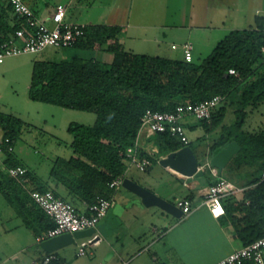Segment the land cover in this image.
Listing matches in <instances>:
<instances>
[{
    "label": "trees",
    "instance_id": "obj_1",
    "mask_svg": "<svg viewBox=\"0 0 264 264\" xmlns=\"http://www.w3.org/2000/svg\"><path fill=\"white\" fill-rule=\"evenodd\" d=\"M31 7L37 13L38 8ZM18 26L19 21L11 16L9 7H0V42L9 38ZM120 30L118 24H85L83 36L73 45L95 49L111 41L113 57L109 63L77 56L34 61L28 87L31 99L94 111L96 118L91 124H68L73 136L72 151L68 157L58 158L51 169L54 185L38 181L14 157L13 150L4 149L0 191L19 208L34 236L42 234L54 222L32 199L28 189L51 190L73 204L80 201L91 204L99 196L111 198L115 188L110 182L118 176L124 177L127 167L120 152L134 143L146 109L172 110L178 103L197 102L220 94L223 100L212 111L210 120L198 119L208 133L219 127L209 144V156L236 140L240 149L225 171L237 173L242 166L253 169L243 198L226 213L241 246L263 236L264 179H260V174L264 166V129L249 132L242 125L247 116L246 107L264 101V16L256 14L247 27L231 29L207 55L190 61L126 50L116 38ZM231 67L239 76L228 73ZM228 106L233 108V120L223 123ZM21 127L20 118L0 112V133L10 138L13 147ZM153 141L158 154L191 146L190 140L183 144L168 131L156 132ZM148 156L151 163L156 161L153 155ZM16 165L26 168L23 182L7 172L8 167ZM204 169L209 184L214 183L216 177L208 168ZM61 262L58 256L53 264Z\"/></svg>",
    "mask_w": 264,
    "mask_h": 264
},
{
    "label": "rangeland",
    "instance_id": "obj_2",
    "mask_svg": "<svg viewBox=\"0 0 264 264\" xmlns=\"http://www.w3.org/2000/svg\"><path fill=\"white\" fill-rule=\"evenodd\" d=\"M58 1L68 5L66 15L68 21L87 24L101 23L106 14L114 17V14L120 15L129 10V0H73L70 4L69 0H36L35 6L44 16L49 13L48 8ZM256 7H261V4H251L249 0H134L133 10L136 14L132 17L133 21L136 16L138 18L139 15H144L145 11L149 17L146 21H152V18L156 17L158 25L146 29L129 26L126 32H122L126 41L124 45L128 48L133 45L132 41L139 40L140 35H144L150 40L144 41L140 47L137 44L132 47L163 56L173 52L171 55L183 58L181 45L189 39L196 60L197 57L207 55L217 41L231 29L244 28L252 23ZM257 14L264 15V9ZM118 17L115 16L119 19ZM171 43L177 45L175 51H171ZM69 51L71 50L68 48L47 46L40 51L7 56L0 62V112L13 114L22 120V127L14 141L13 155L29 168L38 181L50 185L55 183L50 173L57 159L68 157L72 151L70 142L73 136L67 129L68 124L70 122L91 124L96 118L94 111L64 107L29 97L28 87L34 61L66 58L68 54L66 56L63 54ZM232 110V107H227L223 123H230L233 120ZM246 111L247 116L242 129L249 132L264 129V101L255 107L247 106ZM182 123L185 126L196 124L193 128L187 127L186 134L197 158L200 161L207 160L210 157L209 144L219 127L206 133L200 121L192 114H186ZM155 151L156 153L150 155L157 159L158 151ZM2 156L3 154H0V158ZM161 163L158 158L151 164L152 174L129 166L128 176L136 181H142L152 176L154 172L157 173L162 168ZM232 173L225 172L226 175L234 177L235 172ZM205 175H208V172ZM96 237L95 235L91 238L90 236L76 238V244L61 248L59 253L63 258L62 264H98L101 256L96 257L89 252L91 247H96L99 243ZM238 242L240 243L239 240ZM37 244L19 208L9 202L0 191V264H32L33 259L43 253ZM79 246H83L88 251L87 254H77ZM137 252L134 260L130 259V264H140L142 258H144L142 264L145 262L164 264L161 260L154 263L149 257L151 253L147 247L140 248ZM39 261L41 262V256Z\"/></svg>",
    "mask_w": 264,
    "mask_h": 264
},
{
    "label": "crops",
    "instance_id": "obj_3",
    "mask_svg": "<svg viewBox=\"0 0 264 264\" xmlns=\"http://www.w3.org/2000/svg\"><path fill=\"white\" fill-rule=\"evenodd\" d=\"M25 1L30 5V7L33 5L35 6L36 4V0ZM72 1L73 0H69V4ZM133 1L134 0H129L128 12L124 11L122 14L120 13V15L118 13L114 14V17L108 15L110 16L109 18L106 14L101 23L118 24L121 26V30L117 33L116 38L117 41L123 45L124 49L136 53L158 55L147 53L141 49L132 47L136 44L140 47L142 44H144V41L150 40L144 35H140L139 40L135 39L132 41L134 43L133 45H130V47L128 46L127 48L124 45L126 44V41L123 38L122 32H126L129 26H138L140 28L146 29V27H155L158 25L155 21V16V18H152V21H146V19L149 17L146 15L145 11H143L144 15L138 14L139 17L137 18L136 16V19L133 21L132 17L136 14L133 10ZM56 3L63 2L58 1ZM249 3L261 4V7L255 8L256 14L260 10L264 9V0H249ZM54 5L48 9L51 10ZM65 5L67 7V15L68 5ZM37 13L41 15L39 10ZM115 16H119V19L115 18ZM144 16L146 17L144 18ZM80 23L87 24L85 22ZM186 41L190 40L188 39ZM172 44L175 43H171V47ZM111 45V41H106L102 43L101 47L95 49L81 48L76 46L66 47V49L68 48V50L71 51H69V53H64L63 56L68 54V56L71 57L77 56L82 58H93L101 62L109 63L113 57V52L110 48ZM174 48H177V45L176 47H172L171 51H175ZM171 54H173V52L164 57L180 59ZM68 56H66V58H69ZM201 57L203 56L197 58ZM192 59H194L193 53ZM187 127L193 128L195 127V124H188L185 126L186 130ZM152 140V136L139 137L140 151L142 153L146 154L147 151H151L155 147V143L153 144ZM158 155L160 154H157L156 156ZM2 159L3 156L0 158V162ZM155 160L157 161L158 158H155ZM204 162L206 163V160L200 161V163ZM151 164L146 170H144L149 174H152L150 173L152 170V167H150ZM161 165L162 168H160L158 171L156 170L157 173L154 172L152 176L150 175L142 181H136L133 179V177L128 176L129 168L126 170L124 177L131 178L133 181L141 184L142 186L150 189L169 201L173 199L171 202L174 204L177 198L187 197V195H190L189 199L192 201V204L195 206V208L188 214H181L180 216L172 215L157 205H145L139 195L135 194L121 183L119 187L115 188L114 193L111 196L113 203L109 207L107 214L95 225L94 232H92L90 235L78 237L83 238L90 236L91 238V236H97V243H99L96 247H91L89 252L96 257L98 255L101 256L99 257L100 259L98 264H117L118 262L122 261H126L127 264H130V259L137 255V251L143 247H147V249H149V253H151V256L149 257H151L150 259L154 263H156L157 260H161L164 264H211L242 245L241 241L235 237L233 225L226 212L227 209L232 206V204L235 205L243 198L244 191L248 187V185L245 184L250 178V173L253 170L252 168L242 166L236 171V176L233 175L234 177H230L231 175L225 174L226 166L221 170L219 173L220 175L231 179L236 184L243 186L244 189L240 192L224 197L222 199V203L225 213L215 217L211 214L208 207L202 202L209 186V178L204 174V167L202 168V175L197 177H186L170 171L164 166V163H161ZM208 166L209 165L206 164L205 168H208ZM228 173L233 174L229 171ZM122 187L123 189H121ZM246 202L248 201L246 200ZM74 205L79 210H85L86 208L85 203L82 201L77 202ZM37 243L39 242L37 241ZM73 244H76V240ZM81 247L85 250L84 254H87L88 251L83 246H79L78 250ZM94 248L96 250H94ZM39 249L41 248L39 247ZM60 249L56 250L55 252L59 257H61V263H63V258L59 253ZM77 254L79 253L77 252ZM42 255L43 253L40 254L41 258ZM40 256H38L36 259H33L32 264L40 262ZM133 260L134 258L132 261ZM140 262V264L144 263V258H142ZM146 263L147 262H145V264Z\"/></svg>",
    "mask_w": 264,
    "mask_h": 264
},
{
    "label": "built area",
    "instance_id": "obj_4",
    "mask_svg": "<svg viewBox=\"0 0 264 264\" xmlns=\"http://www.w3.org/2000/svg\"><path fill=\"white\" fill-rule=\"evenodd\" d=\"M0 7H9L11 16L19 21V26L15 29V32L9 38L0 42V62H3L7 56L36 52L47 46L72 47L84 34L85 24L65 19L67 7L63 3H56L49 13L44 16L35 13L25 0H0ZM172 47H176V44H172ZM181 48L183 58L190 61L192 59L191 41H185ZM228 73L239 76V72L232 67L228 69ZM222 100V95L215 94L208 99L197 102L178 103L172 110L146 109L141 116L134 143L120 152L127 163L126 170L129 166H134L144 171L151 164V158L148 156L150 153L145 154L140 151L139 137L142 131L144 136L158 131H168L183 144H187L189 139L182 123L184 116L192 114L197 119L209 121L212 111ZM156 146L152 150H156ZM4 149L11 152L14 147L10 143V138L0 133V154H3V157ZM206 164L209 165L208 160H206V163H200L198 168L206 167ZM208 168L211 174L216 177V181L209 184L202 202L208 207L213 216L218 217L225 213L222 199L242 191L244 187L220 175L216 167L209 165ZM7 172L10 176L23 182L26 168L20 165L11 166L7 168ZM260 179H264V166L261 170ZM122 180L123 176H118L110 182V186L117 188L121 185ZM28 191L32 199L54 222L53 227L36 236L38 242L62 233H72L95 227L97 222L107 214L113 203L112 198L99 196L93 203H85V210H79L72 202L56 196L51 190L28 189ZM175 205L180 208L181 214H188L195 208L192 201L187 197L177 198ZM78 253L84 254L85 250L81 247ZM57 259L58 255L55 251L44 252L40 264H53ZM245 261H250L252 264H264V235L232 250L211 264H243ZM117 264H127V262L122 261Z\"/></svg>",
    "mask_w": 264,
    "mask_h": 264
},
{
    "label": "water",
    "instance_id": "obj_5",
    "mask_svg": "<svg viewBox=\"0 0 264 264\" xmlns=\"http://www.w3.org/2000/svg\"><path fill=\"white\" fill-rule=\"evenodd\" d=\"M155 134V133H154ZM154 134H149L146 137H150ZM144 136L142 131L140 138ZM154 143V141H152ZM240 149V144L236 140L229 141L225 146L221 147L214 155L209 157L208 164L210 166L216 167L218 172L226 166L230 158ZM147 153H156L155 150L147 151ZM160 159L164 166L172 172L178 173L186 177H197L202 175L203 169L198 168L200 161L195 155L193 149L190 145H184L180 148L167 152L165 154H160L156 156ZM122 185L139 195L142 202L145 205H157L166 212L180 216L181 210L171 201L165 199L159 194L151 191L150 189L142 186L141 184L133 181L129 177H124L122 180ZM95 227H89L83 230H78L75 232H66L59 235H55L46 238L38 243L39 247L45 252L56 251L66 245L75 243V239L78 237L90 235L94 232Z\"/></svg>",
    "mask_w": 264,
    "mask_h": 264
}]
</instances>
